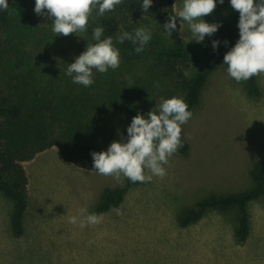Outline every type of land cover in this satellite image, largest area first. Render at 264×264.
Segmentation results:
<instances>
[{
	"label": "trees",
	"instance_id": "16d2710c",
	"mask_svg": "<svg viewBox=\"0 0 264 264\" xmlns=\"http://www.w3.org/2000/svg\"><path fill=\"white\" fill-rule=\"evenodd\" d=\"M0 10V195L12 205L10 228L13 237L23 234V214L27 206V177L22 166L50 148L63 161L77 168L95 171L92 152L106 151L113 141L126 142L127 127L138 113L155 110L161 97L183 98L194 109L201 89L212 70L239 40V12L217 22L208 51L201 57L180 37V25L168 36L163 25L175 15L173 0H153L144 13L142 0H122L115 11L98 15L94 10L86 32L78 36H57L49 22H40L34 12L35 0H8ZM105 28L120 52V67L107 73L95 72L90 87L72 83L65 73L68 65L93 45L92 29ZM138 27L151 31L144 51L135 52L130 41L117 37ZM213 41H219L214 50ZM249 97H257L256 76L242 81ZM158 84L159 87L155 85ZM185 155L188 146L181 136ZM253 185L242 192L210 195L181 209L176 223L184 228L200 220L208 211L234 212V237L243 243L250 231L249 205L264 201V165L255 162ZM126 178L123 186L104 188L93 206L96 214L118 207L127 191L137 185Z\"/></svg>",
	"mask_w": 264,
	"mask_h": 264
},
{
	"label": "rangeland",
	"instance_id": "374dc122",
	"mask_svg": "<svg viewBox=\"0 0 264 264\" xmlns=\"http://www.w3.org/2000/svg\"><path fill=\"white\" fill-rule=\"evenodd\" d=\"M182 7L183 0H173L175 14ZM237 12L230 0H224L222 5L217 0L214 11L203 19L209 24L217 23ZM38 18L52 25L48 15ZM177 20L185 45L197 56H203L210 37L197 43L188 25ZM70 36L76 37L78 32ZM256 82L259 95L249 97L243 82L228 76L227 65L218 64L201 89L198 105L191 110L192 118L182 125L187 154L177 152L169 159L164 165L167 171L164 178L154 176L151 182H138L131 187L118 207L103 213L99 224L82 229L79 223H70V218L77 216L84 220L80 210L92 214L102 190L123 186L125 177L117 181L112 176L77 168L63 161L56 148L23 163L28 179L29 208L23 216L26 233L31 230L34 233L46 206L70 203L68 207L76 208L78 214H73L72 209V216L52 218L53 221L41 226L53 230L66 227L70 230L65 234L55 231L71 237L60 236L61 239L55 240L52 236L42 242L34 239L33 234L9 235L10 223L6 222L9 227L4 231L6 220L0 216V264H264L263 200L249 205L250 231L243 243L234 237L232 211H208L184 228L176 223L181 209L191 208L203 198L236 194L253 185V164L264 165V74L256 75ZM147 174L151 173L146 170ZM4 203L13 208L0 195V209L5 207ZM60 215L63 217L62 211ZM242 254H251L250 259L246 261Z\"/></svg>",
	"mask_w": 264,
	"mask_h": 264
},
{
	"label": "clouds",
	"instance_id": "9594fccd",
	"mask_svg": "<svg viewBox=\"0 0 264 264\" xmlns=\"http://www.w3.org/2000/svg\"><path fill=\"white\" fill-rule=\"evenodd\" d=\"M153 0H142L141 8L147 13ZM122 0H35L34 12L38 16L48 15L52 18V31L57 36H68L77 32H86L89 18L98 9V15L115 11ZM222 5L224 0H219ZM231 7L239 12V40L224 56L227 73L236 82L247 81L253 76L264 74V0H230ZM217 6V0H183V7L171 15L163 25L164 32L171 36L180 24L186 23L197 43L203 42L206 36H212L221 27L219 23H207L203 17L211 14ZM8 0H0V10L7 11ZM45 10L47 12L45 13ZM105 28L96 26L92 29L93 45H87L86 51L68 65L66 75L72 83L90 87L94 83V74L107 73L111 68L120 67V52L113 44L112 36H104ZM152 38L150 30L144 27L135 29L134 34L124 32L117 39L120 43L130 41L135 52L140 54ZM219 41H213L215 50ZM95 70V72H94ZM159 87L158 84L155 85ZM193 116L183 98L173 96L161 97L155 110L147 115L138 113L127 127V140L113 141L106 151L92 152L94 170L104 176H112L120 181L121 176L132 183L151 182L153 177L164 178L167 175L164 165L184 145L181 139L182 125ZM147 172L151 174L146 175ZM84 220L73 216L70 223L81 228L99 224L103 214H87L80 210ZM89 243H94L90 241Z\"/></svg>",
	"mask_w": 264,
	"mask_h": 264
},
{
	"label": "crops",
	"instance_id": "0c3cea01",
	"mask_svg": "<svg viewBox=\"0 0 264 264\" xmlns=\"http://www.w3.org/2000/svg\"><path fill=\"white\" fill-rule=\"evenodd\" d=\"M26 177H27V175H26ZM27 181H28V179H27ZM4 205H5V207L1 208L2 212L0 211V216H2L4 218V220H6L5 223L3 221V226H4L3 230L4 231H8V227L9 226L6 225V222L9 225L10 215L12 213V209L13 208H11L10 205L7 204V203H4ZM70 205H71L70 203H68L66 205L65 204L59 205V204L56 203V204H52L50 206H46L43 209V212L41 213V215L39 216L40 217L39 224H36L34 226V233H32V230H31V233L30 232L26 233V231L24 230L25 227H24L23 220H22L23 234L21 236H25L26 234H28V235H32L33 234V236H34L33 238L36 239L39 242H42V241H45V240H49V239H51L52 236L55 237L54 238L55 240L61 239L60 236H69V237H71L72 235H63L67 231L70 230V229H66V227L55 229L57 231H61L63 234L58 233L55 230L47 228V227H41L42 225H45L49 221H51V220L53 221L52 218H55L56 220H59V219L64 218V217L72 216L71 215L72 214V209H73V214L77 215L78 213L75 212L76 208L68 207ZM64 207H68V208L65 209ZM28 208L29 207H28V199H27V206H26V209L24 211L23 216H26L28 214ZM61 211H62L63 217L60 215ZM87 214H89V213H87ZM100 214H103V213H100ZM43 219H46L47 222L45 220H43ZM53 226L60 227L59 224H53ZM78 227L81 228L79 225H78ZM9 235L12 236L11 228L9 230ZM79 235H81V234H79ZM39 255L41 256V254H39Z\"/></svg>",
	"mask_w": 264,
	"mask_h": 264
},
{
	"label": "bare ground",
	"instance_id": "6f19581e",
	"mask_svg": "<svg viewBox=\"0 0 264 264\" xmlns=\"http://www.w3.org/2000/svg\"><path fill=\"white\" fill-rule=\"evenodd\" d=\"M228 100H229V99H228ZM231 100H232V99H231ZM225 101H226V100H225ZM227 102H228V101H227ZM232 102H233V101H231V103H232ZM233 104H235V103H233ZM225 106H226V105H225ZM228 106H229V105H228ZM228 106H227V107H228ZM233 106H234V105H233ZM227 107H226V108H227ZM235 107H236V106H235ZM230 108H231V107H230ZM232 109H233V107H232ZM228 110H229V109H228ZM234 110H235V109H234ZM262 119H263V118H262ZM260 120H261V119H260ZM263 122H264V120H263ZM247 146H248V145H247ZM248 147H249V146H248ZM247 252H248V251H247ZM250 252H251V251H250ZM245 253H246V252H245ZM248 253H249V252H248ZM251 254H252V252H251ZM251 254H249V255H251ZM253 254H254V253H253ZM245 255H246V254H245ZM249 255L247 254L248 257H249ZM242 256H243V254H242ZM247 256H243V257H244L245 259H246V258H247V259H250V257L248 258ZM251 257H252V256H251ZM258 257H259V256H258ZM244 258H243V259H244ZM239 259H240V257H239ZM245 259H244V260H245ZM247 259H246V261H247ZM251 259H252L251 261H254L253 258H251ZM259 259H260V258H259ZM259 259H258V260H259ZM244 260H243V261H244ZM238 261H239V260H237L236 263H239ZM240 261H241V263H243L242 260H240ZM246 261H245V262H246ZM248 262H249V260H248ZM246 263H247V262H246ZM243 264H244V263H243ZM253 264H254V263H253ZM256 264H257V263H256Z\"/></svg>",
	"mask_w": 264,
	"mask_h": 264
}]
</instances>
